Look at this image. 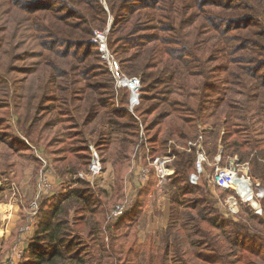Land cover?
Masks as SVG:
<instances>
[{
	"label": "trees",
	"instance_id": "trees-1",
	"mask_svg": "<svg viewBox=\"0 0 264 264\" xmlns=\"http://www.w3.org/2000/svg\"><path fill=\"white\" fill-rule=\"evenodd\" d=\"M203 1L206 4L202 9L211 7L205 12L209 21L196 27L193 24L184 26L183 20L178 17L181 6L186 10L185 17L189 16L187 21L203 17L190 16L189 12L194 10L193 2L188 5L184 0H106L108 11L101 0L3 2L10 14L24 17L23 22L31 27L33 38L39 44L25 55L28 58L17 51L22 44L14 47L9 55L10 73L28 75L30 79L28 91L33 95L25 105L26 112L21 111V102L16 98L21 91L20 86L1 81L0 182L1 179L9 180L10 184L20 189L26 180L29 181L31 190L27 197H23L28 202L24 208L26 215L29 213V202L35 200L38 192L42 170L50 169L51 173L55 170L56 176L65 183V186L61 184L57 193L52 194L51 191L40 198L34 232L19 264H110L112 259H129L128 255L134 252L133 248L137 245V241L132 242L136 233L134 223L144 211L148 195L156 189V177L152 175L146 189L137 191L138 199L133 210L116 219L115 234L109 235L111 250L105 243L104 225L110 207L124 198V180L140 143L141 124L149 138L152 156L157 155L159 145L165 146L168 139L189 142L201 134L205 137L207 148L206 134L198 133V122L210 120L212 116L206 114L214 105H225L218 116L219 121L222 120V128L226 129L220 138L222 159L238 156V162L249 164L264 186V0H214L212 6L210 0ZM52 3L56 6L52 7ZM38 4L47 6L41 12L32 11L31 8ZM148 9L153 12L142 14ZM110 15L114 18V25L109 34V47L120 55L121 72L124 70L127 77H138L142 83L141 105L135 109V115L128 110V91L117 89L107 64L102 69L112 78V92H105V86L90 79L96 71L89 70L92 65L89 58L93 56L91 59L99 63L101 56L98 46L92 42L94 32L106 29ZM213 21L218 28H210L209 23ZM208 33H215L218 40L214 35L204 37ZM14 34L16 32L10 37L13 38ZM152 44L157 46L149 47ZM0 55H5L2 49ZM219 57L226 63L213 66ZM28 60L40 61L37 69L21 68L20 61L26 63ZM3 67L4 63L0 62V75ZM43 68H46L43 75H49L50 79L46 88L41 89L37 82L42 80L36 73ZM222 74L224 78H221ZM96 75L99 77V74ZM75 79L77 83H85L84 87L89 91L84 109L79 110V106L74 111L63 110L64 114L52 118L55 110L33 112L30 109L36 97L38 107L47 102L57 103L61 98L64 100L62 96L56 98L51 87L57 88V93H70L71 97L67 99L74 100L83 91L74 88ZM115 89L124 94L121 102L126 106L125 110L115 107ZM38 91H42L40 96ZM218 95L223 99L215 102L214 98ZM57 111L59 113L61 108ZM83 112V126L93 127L91 137H98L97 151L102 162L105 163V155L110 151L113 177L107 189L86 188L87 185L80 181L75 183L77 179L72 178L91 163L84 134L78 130L79 124L75 123L78 114ZM13 114L17 117L18 135L12 132L9 124ZM30 142L37 149L38 146L45 147L52 157L51 161L46 159V168L34 155ZM206 151L209 160L214 163V156ZM176 155V173L168 185L172 191L171 213L173 218L174 213L178 214L176 206H180L179 202L184 205L187 218L197 211L202 223L201 240L195 243L198 259L208 264H234L231 257L238 249L246 250L251 246L264 250V198L261 201L262 215L252 216L249 220L255 221L258 226L255 232H251L247 224L235 223L217 212L213 202L205 196L209 188L206 177H200L197 185L190 183L195 156L185 152H176ZM101 177L96 178L99 186L107 182ZM3 189L4 185L0 184V195ZM219 193L224 197L228 195L223 191ZM206 204L211 205L213 212ZM22 215L23 225L30 220V216ZM208 228L224 231L223 235L230 242L229 248L216 235L209 233ZM84 242H89V245L85 246ZM119 243L122 246L116 249ZM175 248V255L184 256L178 245ZM164 250L161 255L159 251L157 264H163V259L170 253L168 241ZM136 254L139 258L147 256L143 251L141 255ZM150 254L155 259L153 250L149 251ZM144 260L149 262V258ZM244 261L245 264H253L246 257Z\"/></svg>",
	"mask_w": 264,
	"mask_h": 264
},
{
	"label": "rangeland",
	"instance_id": "rangeland-1",
	"mask_svg": "<svg viewBox=\"0 0 264 264\" xmlns=\"http://www.w3.org/2000/svg\"><path fill=\"white\" fill-rule=\"evenodd\" d=\"M6 1H8V0H0V49H2V52H4V54H5L4 56L0 55V62L4 63V67H3L4 70L2 71V74L0 75V88H1V83H2L1 81H4V80H6V81H8L14 85L15 84L19 85L20 86L19 88L21 89V91L18 92L19 95L16 98H18L19 102H21V108H20L21 111L23 112L25 110V112H26L25 105L29 103L30 95H33V93H31L30 90L28 91L29 87L27 84L30 83V79H29L28 75L25 76L21 73H16V72L10 73L11 69H9V68L12 65H8V61L10 60L9 55L11 54L12 49L14 47L22 44L21 48L17 47L18 48L17 51L21 55H23L24 57L28 58L25 55L30 54L34 49H36L39 43H37V41L33 38L34 32L31 30V27H28L25 24L26 22H23L22 19L24 17L19 16V15L15 16V15H12L9 13L7 5H5V6L3 5V2H6ZM146 1H148V0H146ZM156 1H158V0H155V2ZM184 1L187 2L188 5L193 2L194 10L192 9L189 12L190 16H200V15L203 16V17L196 18V21H194L195 19L187 21L189 16L185 17L186 16V10L184 11V7L181 6L179 8V11H178V17H179V19L183 20V23L185 24L184 26H187V24H193V26L196 27V26H199L200 24H202L203 22H205L207 24V22L209 21V18L205 17V12L207 10H209V8H211V7H205L202 9V7L206 4V3L204 4V1L202 2V0H184ZM209 2H210L209 4H211V6H212L214 0H210ZM101 4H103V6L108 11L107 5H106V0H101ZM45 6H47V5H45ZM45 6L42 4H38V6L32 7L31 10L34 12H41L45 8ZM55 6L56 5H54L52 3V7H55ZM153 7H155V4ZM50 12H52V11H50ZM146 12L151 13V12H153V10L148 9V11H143L142 14H144ZM23 24H25V25L22 27ZM113 25H114V18L110 15L106 29L103 32L96 30L94 32V39L92 40V42L98 46L100 53H101V47L106 46L107 54L109 56H111L112 58H114L119 63L120 55L115 54L114 50L110 49V47H109V34L111 32ZM153 26H158V25L154 24ZM209 26H210V28H218L216 21L210 22ZM14 32H16V34H14L13 38H11L10 36ZM212 35H214L215 36L214 38L218 40V37H217V35H215V33H208V35L204 36V37L210 38ZM99 36L101 37V40L98 39ZM154 46H157V45L152 44L149 47H154ZM238 57H239V55H238ZM91 58H89V60L92 62V65L89 67V70L91 69L92 71H96V73H94L90 77V79H92L93 82H98L99 85L105 86L106 87L105 92H112L113 91V86L111 84L112 78L110 76H107V74H104V70L102 69L104 67V64L108 65V63L104 59V55L101 53V56L99 58V63L96 62V59L94 60ZM52 61H54V60H52ZM20 62H21L20 63L21 68H27V69H30L31 71H33V70L37 69V65L40 61L28 60V61H26V63H24V61H20ZM225 63H226V61L223 60L222 57H219L218 60L214 61L213 66L222 65ZM5 65L7 66V68ZM17 65H18V63H17ZM95 68H100V69H95ZM45 70H46V68H43L42 70H40V73H38V72L36 73L37 74L36 76L38 77V79L42 80V81L37 82V84H39L38 86L41 89L46 88V85H47V83H49V79H50L49 75L48 76L46 74L43 75V73H45ZM123 71L124 70H122V72ZM96 74H99V77H97ZM224 77H225V75L222 74L221 78H224ZM55 79L58 80V78H55ZM47 80H48V82H47ZM76 80L77 79L74 80V82L76 84L74 86V88H78V89L81 88L83 91L74 100H72V99L68 100L67 99V98L71 97L70 93H63V94L57 93L55 91V90H57V88L51 87V88H54L52 90H53V94L54 95L56 94L55 95L56 98H59L62 96L64 98V100L61 98L60 99L61 101H58L57 103L47 102V103H43L42 107H40V106L38 107V105H39L38 97H36L32 101L30 109L33 112L37 111V110H40V112L46 111V110H52L54 112V110H55L56 112L52 113L50 118H52L53 116H56V115L58 116V114H64L63 110H64V112L71 111V110L74 111L75 108H77L79 106H81V108L79 110L84 109L87 106L85 99H87L89 91H86V88L84 87L85 83H83L82 81L80 83H77L78 81H76ZM20 82H22L23 84H21ZM238 90H241V89H238ZM114 92H115V102H116L115 107L119 110H125L126 106L122 105V102H121V100L124 99V96H123L124 94L120 91H116V89ZM41 94H42V91H40V92L38 91V96H40ZM210 94L213 95L214 93H210ZM221 97H220V95L216 96L214 98L216 100L215 102H220L223 99V97L222 98ZM0 99H1V97H0ZM223 106L225 107V105H222V104L214 105L213 108L210 111H208L206 116H212V117H210V120L208 122H202V121L198 120L199 121L198 122V130H199L198 133H205L206 134V138H207L206 150H209L211 155L214 156V158L212 156H210V158L211 159L213 158L214 160L219 155V153L223 152V145L221 144L220 138L225 133L224 130H226V129L222 128V123H221L222 120L219 121V119H218V116L220 115L219 112L220 111L222 112V110L224 109ZM58 108H61V111H59V113L57 111ZM25 112H24V114H25ZM83 120H84V112L81 113L80 115L78 114V118H77V121L75 120V123L79 124L80 128H78V130H80V132H83V134H84L83 138H85V145L87 146V149L90 150V153H92L91 148H94L96 151L98 149L97 148V144H99V142L97 141L98 137L95 134H94L95 135L94 137H91V136H93V134L90 133V130L93 127H90V129L85 128L83 126ZM9 124L11 125L10 127H11L12 132L18 135L19 134V128L17 126V117L14 114L12 115ZM146 136H147V134H146ZM147 138H148V136H147ZM24 141H25V143H27V145H29L28 141H26V140H24ZM167 141H166L167 144L165 146L160 147V145H159L160 149L158 148L159 151L156 153L157 154L156 156H165L166 154L169 153V151H171V153L175 155V158L173 159V163H172V166L175 169V162L177 161L176 152H179V153L185 152L187 154H191V153H189L187 151V147H186L187 141L178 142V141L173 140V139H171V140L168 139ZM171 141H173L174 143H172ZM147 142L148 143L146 144L147 145L146 147L148 149H150V151L152 152L151 147H150V143H149V138H148ZM204 143H205V137H204ZM34 146L35 145L30 146V147L32 149H34V155L36 157H41L45 161H46V159L51 161L52 157L48 154V151L45 147L42 148V146L41 147L38 146V149L42 150V152H39L37 149V146H35V147ZM215 148H216L217 152L214 150ZM109 152H107L105 155V163L104 162L102 163L103 167L105 168L103 175L107 178V182L105 183L106 185L103 184L102 186H99V182H97L95 178H92L88 175L89 174V172H88L89 167L82 170V172L78 173L76 176L72 177V178L77 179V180L74 179L75 183H78L80 181L81 183L87 185L86 188H89L88 186H90L91 188H94V189L95 188H102V187H106V186L108 187L109 183L111 182L110 181V175H111L110 173L112 172L111 167H110V153ZM101 159H102V157H101ZM229 159H235V160L239 161L238 156H233V157H230ZM229 159H224V160L222 159V162H221L222 168H225L227 165H229ZM135 161H137V162H135ZM138 162H139V160H135L133 158L132 167H131L129 173L127 174V176L124 180V185H125L124 189L125 190H124L123 200H121L118 204L114 205L113 207L111 206L109 211L106 213V223L104 225V231L107 235L106 242H105L107 245L110 244L109 243V235L115 234L114 224L116 222V219L119 217H122L127 212L132 211L134 205L137 202V199H138V197H137L138 192L137 191L139 189L136 186L137 183L135 185L134 174L136 173V171H138L137 169L140 166V164ZM210 169H212V168L208 169V173L210 172ZM55 173H56L55 170H54V172L52 171V173H50V178L52 181V194L57 193L60 190L59 188L61 187V184H64V186H65V183H63V181L60 180L56 176ZM175 173H176V169H175ZM175 173H174V175H175ZM250 175L253 179L259 181V178L256 175H254L253 171H251ZM171 178L166 185L156 186V189H154L148 195V199H147L148 203H147L144 211L139 214L138 219H136V221L134 223V227H136V231H135L136 233L134 234V237H132V242L137 241V245H135V247L133 248V249H135L134 252L132 254L128 255L129 259H126L125 261H122L119 259L118 260L112 259L110 264H157V262H158L157 256L159 254V251L161 250L160 255L164 253V251H165L164 248H165L167 241L170 244V253L166 257V259H163V264H188V263L189 264H208L206 262L199 260L198 257L196 256V251L198 248H197L195 243L196 242L198 243V241L201 240V238H200V234H201L200 224H202V223H200V218L196 214L197 211H193L192 217L190 216L189 218H187V211L185 210L184 205H182V203L179 202L180 206H178V207L176 206V208H177L176 211H178V214L174 213V218L172 217V213H171V207L173 208V206L171 204V192L172 191L168 187L169 183L171 182ZM259 182L261 184L262 190L264 191V186L262 185L261 181H259ZM0 184L4 185V189L2 191V194L0 195V198H1L0 209L3 208L2 204L8 203V201L13 202L15 205H17V207L27 206V204H28V202H26L27 199L25 200V199H23V197H25V196L27 197L29 191L31 190L28 180L25 181L24 185H22V188H20V189L15 187L13 184H10L9 180L5 181L4 179H1ZM143 189H146V187ZM205 196L209 201L211 200L213 202L212 205L214 206V208L217 210V212L219 214H221L225 218L231 219L235 223L247 224L249 226V229L251 232H255V230L258 229V226L254 223L255 221L254 222L249 221L252 218V216H255V215L257 216V214L254 213V211L252 210V207L250 205L240 204L238 213L232 215L229 212V210L225 204V199L227 198V196L226 197L222 196L218 190L210 188V187L207 189ZM263 198L261 199V201L263 200ZM31 199H32V196H31ZM32 202H33V200H31L29 202V204H31ZM118 205L123 206L124 211L121 215L115 216L114 211H115L116 206H118ZM206 206L208 207L209 211L212 210V212H213V209H212L210 204H206ZM262 213H263V209H262ZM26 216H30L29 217L30 220L25 222V224H24L25 227L27 226L30 228H34L38 214L35 216L34 225L31 224V221H32L31 220V216H32L31 212H29ZM259 216H261V215H259ZM108 226H110V228H108ZM204 227H207V226L204 225ZM21 228L19 229V233H21ZM208 232L211 233L212 235H216L218 240L221 243H224V245H226L227 248H229L230 242L223 235L224 231L219 230V229H214V228H208ZM84 243H85V246L89 245L88 244L89 242H84ZM121 244L122 243H119L118 246H116V249L120 248L122 246ZM151 245L153 246V249H149L151 247ZM175 245L179 246V248L184 253V256L181 257V255H175V253H174V251L176 249ZM141 246H142V250H141ZM107 249L111 250L110 245L107 247ZM259 249L260 248H258V247L254 248L251 246H250V248H247L246 250L245 249L243 250L242 248L238 249L237 252H235V255H233L231 257V260H234V264H245L244 259L246 257L251 262H253V264H264V250L263 249L259 250ZM150 250H153V252H155V259L152 257L151 254L148 255ZM142 251L147 256L139 258L136 253L141 255ZM6 252L2 251L1 246H0V264L3 263L5 257L8 255V254H6ZM125 252L127 253L128 250H125ZM144 258H147V259L149 258V262H145ZM75 264H91V263L90 262L89 263H79L78 262ZM216 264H219V263H216Z\"/></svg>",
	"mask_w": 264,
	"mask_h": 264
},
{
	"label": "built area",
	"instance_id": "built-area-1",
	"mask_svg": "<svg viewBox=\"0 0 264 264\" xmlns=\"http://www.w3.org/2000/svg\"><path fill=\"white\" fill-rule=\"evenodd\" d=\"M98 39L101 40V37L99 36ZM101 53L104 55V59L114 75L117 89L128 91V110L135 115V109L141 105V80L138 77H127L123 75L119 63L107 54L106 46L101 47ZM147 141L148 138L141 124L140 143L137 145L134 155V159L139 160L138 163L140 164L137 169L138 171L134 174V182L135 185L137 183L136 186L138 189L147 187L152 175L156 177V186H164L175 173V169L172 166L175 155L169 151L165 156H152L150 149L146 147ZM171 142L174 143L173 141ZM186 147L189 153L195 155L194 173L189 177V181L192 185H197L200 177L204 176L207 178L210 188L229 194L225 199V204L231 214L238 213L240 204H248L252 207L255 214L262 215L261 199L264 197V191L261 188L260 182L251 177L249 164H240L238 160L229 159V165L222 168L221 153L215 158L214 163H212L209 160L205 148L203 135L198 136L195 140L187 142ZM91 151V163L88 169V175L96 179L103 175L104 167L98 152L94 148H91ZM39 159L42 161L44 168H46L47 162L41 157H39ZM209 168H213V171L208 173ZM50 173V169L41 171L38 192L35 200L29 206V212H31L32 215L31 224L33 225L35 223V216L39 211L40 198L43 195L50 194L52 191ZM253 203H255V205H253ZM123 211L124 207L118 205L115 208L114 215H121ZM29 231H31L30 227L24 226L21 228V233L26 234ZM23 256L24 250L15 249L5 257L2 264H19Z\"/></svg>",
	"mask_w": 264,
	"mask_h": 264
},
{
	"label": "crops",
	"instance_id": "crops-1",
	"mask_svg": "<svg viewBox=\"0 0 264 264\" xmlns=\"http://www.w3.org/2000/svg\"><path fill=\"white\" fill-rule=\"evenodd\" d=\"M110 174V179L112 180V172ZM102 177L107 179L104 175ZM2 205L3 208L0 209L1 250L5 252L7 251L6 254L11 253L15 249L26 250L28 246V240L30 237H32V234L34 232V228H31V231L27 232L26 234L19 233V229L25 224L23 223L22 225V213H25L26 215L27 212L26 210H24L26 206L17 207V205L10 201H8V203H3Z\"/></svg>",
	"mask_w": 264,
	"mask_h": 264
},
{
	"label": "bare ground",
	"instance_id": "bare-ground-1",
	"mask_svg": "<svg viewBox=\"0 0 264 264\" xmlns=\"http://www.w3.org/2000/svg\"><path fill=\"white\" fill-rule=\"evenodd\" d=\"M253 205H255V203H253Z\"/></svg>",
	"mask_w": 264,
	"mask_h": 264
}]
</instances>
